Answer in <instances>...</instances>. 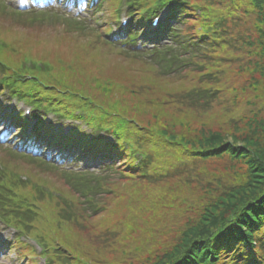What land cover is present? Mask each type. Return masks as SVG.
Instances as JSON below:
<instances>
[{"label": "trees", "instance_id": "16d2710c", "mask_svg": "<svg viewBox=\"0 0 264 264\" xmlns=\"http://www.w3.org/2000/svg\"><path fill=\"white\" fill-rule=\"evenodd\" d=\"M130 2L135 18L124 36L110 35L107 28L87 29L70 19L55 18L53 24L62 26L67 34L89 37L87 42L92 48H112L118 52V56L141 66L142 72L159 79L177 77L187 80V77H192L190 73L198 74L196 86L178 95V102L185 107L210 111L220 99H226L220 93V73L208 70V66L214 65L218 59L226 58L225 52H230L228 59L232 63L242 56L247 66L254 68V74L264 80V0ZM162 8L168 11L163 24L148 33L139 14L144 12L151 18ZM112 10L110 13L114 20ZM0 16L16 20L17 23L24 22L15 13L1 10ZM250 18L257 21L255 26L245 31L247 39L237 34V30ZM34 19L42 20L26 18V24H34ZM255 36L258 41H255ZM139 42L143 45H138ZM146 43L153 48L144 46ZM53 46L54 42L47 41L37 44L38 48ZM98 50L96 54L101 55L102 50ZM0 57L4 61L0 63L1 67L7 74L18 69L17 63L12 64L4 59V52H0ZM113 64L119 63L113 59L103 62L109 69L113 68ZM42 70L46 72L40 74L41 80L52 89L18 85L16 89L25 99L37 106V101L44 98L42 105L45 110L51 108L66 121L74 120L91 130L104 131L114 139V144H111L95 136L88 143L85 139L87 134L76 127L75 134L65 136L62 131L58 133L57 140L63 141V147H74L80 155L104 162V169L94 174L87 171H58L42 160L27 163V166L33 165L39 170L38 175L56 177L60 187L66 188L67 195H62L58 190H49L42 184L30 182L26 186L16 183L10 179L11 171L6 173L10 203L4 211V222L9 226L12 224L18 233L34 237L44 244L45 264H71V259L63 246L49 242L45 232H37L44 205L57 206L59 220L79 228L82 220L94 218L103 211L101 205L106 202L102 200L113 193L112 184L154 186L170 181L188 186L192 193L189 194L195 200L187 207L191 208L187 214H193V217L178 227L173 224L161 228L157 226L156 231L167 237L168 242L162 249L156 247L146 255L124 256L127 264H264V123L260 124L261 131L257 128L259 124L253 123V130L233 136L231 140L217 129L206 127L208 130L200 129L199 142L192 146L191 142L185 140H173L172 135L164 130L144 128L137 122L133 123L125 111L120 112L115 105L105 102L104 96L112 94L102 91L104 96L97 92L95 95L80 84L75 87L73 80L56 74L57 70L52 67H43ZM112 85L113 81L106 86L111 89ZM27 88H33V92ZM120 88L114 86L112 90L120 91ZM246 103L253 104L252 108L264 114V89L256 92L254 98ZM50 131V125L40 130L44 136ZM168 151L170 153L165 154ZM214 166L219 167L220 172H235L240 177L234 178V183H229L234 180L222 179L215 172L210 173V168ZM236 167H242L244 172ZM205 188L211 193L199 196ZM119 235L107 231L103 237L98 235L95 240L101 247H107L116 240L121 241L122 235ZM130 242L129 239L127 246ZM157 242V237L150 236L145 246ZM13 246L25 264H35L34 254L25 243L16 239Z\"/></svg>", "mask_w": 264, "mask_h": 264}, {"label": "rangeland", "instance_id": "374dc122", "mask_svg": "<svg viewBox=\"0 0 264 264\" xmlns=\"http://www.w3.org/2000/svg\"><path fill=\"white\" fill-rule=\"evenodd\" d=\"M79 4L81 3L78 0L76 2L69 0L66 5L76 10L78 9L76 5ZM92 6L93 21L96 18L101 20L103 18L101 12L106 13V4L104 3L100 7L99 3L97 6L94 3ZM71 9L66 8L70 13L76 14L77 11ZM21 19H24L23 23L0 18V40L6 43L0 52H4L6 61L12 64L17 63V66L20 63H37L48 68L52 67L53 70H57L56 74L73 80L75 87L80 84L82 88L92 90L94 94L97 92L100 95H103L102 91L108 92L112 95H103L106 98L105 102L111 106L115 105V108L120 112L125 111L126 116L141 127L164 130L172 135L173 140L182 142L185 140L188 143L191 142L192 146L199 142L197 137L201 135L200 129L208 130L206 127L217 129L229 140L233 136L249 133L250 129L255 128L253 123L259 124L257 128L262 130L260 124L264 123V114H261L256 108H252L253 104H248L246 101L252 100L256 92L263 91L264 80L263 78L261 80L260 75L254 74V68L247 66V62L242 59V56L236 58L237 61L232 63L228 59L230 52H225L224 60L220 58L214 62V65L208 66L210 72L220 73V93L225 95L226 99H220L210 111H201L185 107L178 102L180 93L187 92L196 86L198 74L190 73L192 77H187V80L177 77L162 80L142 72L141 66L118 56V52L112 48L99 47L102 50L100 51L101 55L96 54L99 48L97 46L90 47V43L87 42L89 37L67 34L62 26L54 25L48 20L35 22L28 26L26 17ZM256 21L254 18H250L245 25H241L237 34L244 35L248 39L245 31L249 27L255 26ZM254 39L258 41L257 36ZM46 41L54 42L55 46L52 48H46L50 46L37 47V44ZM31 43L32 45H29ZM108 59L118 61L119 64H113V68L109 69L103 65V62ZM65 73L72 76L65 75ZM110 81H113L112 87H121V90L114 91L112 87L111 89L107 87L106 85L110 86ZM133 90L135 92L131 94ZM168 153L170 152L165 154ZM0 162L15 171L17 175L20 174L31 180V183L42 184L49 190H58L62 195H67L66 188L60 187L56 177L46 174L38 175L39 170L33 165L27 166L25 161L11 159V155L6 157L0 154ZM68 163L60 165L66 166L69 165ZM100 164L99 160L86 161L83 159V161L77 162L76 166L94 171L99 170ZM238 169L240 172H244L242 167ZM220 171L217 166L210 168L211 174L215 172V175L221 176L222 179L234 180V178L240 177L235 172ZM111 187L113 193L102 200L106 202H102L103 211L94 218L82 220L83 222L79 223V228L60 221L57 206H43L42 218H40L42 222L37 232H45V237L49 242H57L63 246L71 259V264H127L124 256L140 255L141 253L146 255L151 249L156 250V247L162 249L168 242L167 237L156 231L157 226L161 228L166 227L167 224H173L178 227L193 217V214H187L191 209L187 207L195 200V197L191 196L192 193L188 186L183 183L170 181L154 186H142L116 182ZM68 191L70 192L69 189ZM201 192L198 194L199 196L209 194L211 190L205 188ZM66 197L69 198V196ZM0 231L4 233L2 239L7 236L9 239L11 233L4 230L2 223H0ZM107 231L122 235L121 241L116 240L107 247H101L95 238L98 235L103 237ZM150 236L157 237L158 242L145 246V241ZM129 239L131 242L127 246ZM1 248L0 246V264H18V261L12 258L4 259Z\"/></svg>", "mask_w": 264, "mask_h": 264}]
</instances>
